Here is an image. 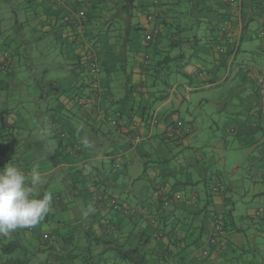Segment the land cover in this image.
I'll use <instances>...</instances> for the list:
<instances>
[{"label": "crops", "instance_id": "obj_1", "mask_svg": "<svg viewBox=\"0 0 264 264\" xmlns=\"http://www.w3.org/2000/svg\"><path fill=\"white\" fill-rule=\"evenodd\" d=\"M8 1L9 0H0V3L6 4ZM131 1V3H128L127 0H28L27 2L30 8L28 18L34 19L30 24L32 29L27 32L37 34L35 39H44L46 35L54 34L55 40H53L56 45H58L54 48L56 49L55 52L59 50V54L57 55L65 60V64L80 67L82 69V76H87V78L91 80L92 77L88 68L91 67L93 61L100 64L102 68H108L110 65L114 66L113 69H115L114 62L116 58L122 61L124 55L127 57L124 58V62L129 61L132 68L133 86L130 88V91L134 94L131 102H134L133 97L136 98V96L143 98V100L140 99L142 104H148L149 102L145 101V99H148V97L151 98V96H153L152 98L157 102L153 104L155 110L152 111V116L150 114L148 115V120L144 112L145 107L139 104V110L135 111L131 107L130 102L125 104V106H121L119 109L117 108L118 110L116 109L117 113L115 115H118V118H116L113 115L114 112H112V106L116 103V100L110 102V109H107L105 105L101 107L99 100L101 99L102 89L104 90V97L109 93L110 87L108 83L111 82V80L108 79L106 81L105 79L104 84H101L100 80L98 84H94L91 80L90 83L93 85H88L89 87L85 86L89 88L85 93H90L91 91L92 97L91 99L87 98V104H85L83 109L78 110L77 114H81V116L85 118L86 124L90 125L93 131L98 134L101 133L99 129L106 127L114 134V139H107L106 144L101 149H96L94 147L88 148L87 146V150L82 151L80 155H66L65 161L62 163L66 174L72 172L73 175L75 174L74 177H80V182L85 185L82 189L81 196L76 199L78 202L80 200L83 205L82 210L78 209L79 212L77 215H81V217L88 216L87 222L89 223L95 221L93 226L98 235H102L103 232L107 233V235L102 236L104 240L108 242L107 246H104L103 249L106 250L105 253L111 262L118 264H227L231 259H233V264H264V236L262 235L264 229L261 233L256 232L248 236L241 234L236 227H234V230L233 228L226 231L224 230L223 223H225V221L229 222V220L228 217L227 219L226 217L224 218L221 212L222 208L225 207L227 193L230 191L228 186L224 187L223 191L217 189L219 192L213 193V197L211 198L206 195L202 199L196 193L188 198H182L183 193L180 191H186L179 188L182 185H191V182H187L188 180L181 182L173 179L174 181L172 182L174 186L177 185V189H175L174 186L172 187V184L168 182L170 178L174 177L170 169L171 160H174V162L177 161L178 168L184 165H181L183 160L172 158L174 154L172 150L173 147H171L170 150L160 147L162 141L161 135L169 128V124L173 121L175 122L178 118L175 116V112H173L175 110L170 111L168 106L174 99V102L177 103H182L183 100H189L190 98L187 93L190 89L196 90L199 87H186V90H184L186 93H178V97L176 98L172 96L174 93L173 90H171L169 96H166V91L160 92L156 89L155 84L151 86L154 93L148 92L146 76H151V71L153 69L154 58L150 56L153 52L152 49L165 45L161 41L162 36L165 34L160 25V15L167 9V4L175 0ZM203 1L201 6H209L212 10L217 9L219 12H225L227 14V28L224 33L229 44L225 47V54L213 53L207 46L202 47L199 53L200 57H197V59H195V57L191 58L190 64L183 69V73L185 76L189 75L188 79L191 83L193 82L191 78L193 75L195 81L201 82L205 88L209 89L221 85L224 82L226 83L229 80V74L231 72L227 67L233 64L237 65L239 74H242V84L238 88L246 93L243 95V98H241L243 99V107L241 106L243 116L238 117L239 114H236L233 109H230L228 110L229 112L226 115V119L235 115L233 119L229 120V122H233L235 125V128L233 130L231 129L233 134L238 136L239 133L251 132L249 136L244 135V138H247L245 140L243 138L242 142H245L252 150L255 147L259 149L260 146H264V134L260 137L254 135V132L260 131L264 133V89H261L256 83V79L260 74H264V58H262V60L256 58L257 55L264 56V37L258 35V31L264 27V5L260 0H239L237 6H231L228 0ZM172 8H176V6H172ZM125 12L128 13L127 17H129L126 20V32L127 34L133 32L131 38L120 41L119 37L110 34V29H107V33L105 34L99 32L98 37H87L90 30H94L91 19L103 18L109 26L110 22L108 21L111 18L119 17L117 14ZM7 13L0 12V36L4 33H9V26H11L12 23L16 28L20 27L22 32L19 33L23 34L24 27H22V23L19 21L18 16L14 13L10 17L5 16ZM148 17L151 18L149 19ZM251 21L258 22V28L253 33L250 32ZM156 29L160 32L158 33V37H155V35H157L155 32ZM149 33L153 36L152 39L155 44H149V41H145V35ZM10 36L11 37L6 40L0 39V42L3 41L7 43L14 37L13 35ZM110 36L113 38L115 37L116 40L112 39V41H110ZM165 39H167V37ZM119 41L122 43H119ZM31 46L32 44L21 35L20 38L16 39L13 49L9 50L5 48L0 50V63H6L7 68L18 66L21 50L24 49L29 51L27 55L25 54L24 58H27V56H30V58L32 57L33 48H30ZM54 54L56 55V53ZM54 54L48 52L44 56L52 57ZM146 56L148 60H145ZM203 56L205 58H203ZM207 57L214 58L216 64L225 68L228 74L226 72L225 75H217L215 71L206 70L200 63L201 59L207 62ZM176 64H178V62ZM30 66L33 68V65ZM123 67L124 66H120V69H123ZM28 73V75H30V70H28ZM73 73L76 74L75 72ZM53 81L51 88L53 95L51 97L57 99L59 106L66 107L67 105V113H70L73 105L72 103H68V95L66 93L69 87L66 86V81L63 80V78H58V80ZM80 81H82L81 87H84V79L82 78ZM5 83L6 81L0 79V168H3L7 163H13L21 167L25 172H30L27 162L37 158L40 154V149L38 147L46 146V149H43L45 154L49 157L54 155V149L50 146L52 140L48 135V130L46 133H42L44 134V139H42V141H36L31 135L33 129L28 125L25 126V131L21 133V136H18V134L14 136V134L17 133L16 126L20 124L17 120L25 119L21 116V113L29 115V107L25 108L22 106L23 101L21 102L20 100L17 102V99L14 97L10 100L7 95H3V89L5 86L8 88L7 85H9V87L14 85V88L24 90L27 89V84L25 82V85H20L16 79H12L8 84ZM76 89L82 91V88ZM112 93L109 94L113 95ZM231 96L234 97L232 94ZM41 97H43V95H41ZM130 97L131 96H129V98ZM121 99L123 98L119 100ZM156 104H159V107H157L158 105ZM46 113L48 118H46V116L43 118V128L52 131L54 127H51V124L57 122L55 119L57 116H54L49 108ZM55 113L57 115L60 112L55 111ZM46 119L48 120V124ZM61 121L64 127L67 126L72 131L74 137L72 142L74 144H80L79 138L83 137L80 130H75V127L69 120ZM113 121L115 122L114 124L112 123ZM21 126L22 124H20V127ZM96 127L99 129L95 130ZM45 134L47 135L45 136ZM100 135L103 134L101 133ZM135 136H139V139H135ZM52 137L54 141L57 142L56 137ZM240 137L242 138L243 136ZM177 140H181L182 144L186 146L189 144L186 135L180 136ZM5 141H8L7 146L3 147ZM145 143L148 145L144 146ZM107 144L108 148L105 147ZM148 148L151 153H153L156 148L155 151H157L158 154L155 158L156 164L150 166L151 169L144 167V171H149L148 173H151L146 174L147 180L145 182L151 184V188H153L152 196L147 202V206L144 210H138L136 208L142 201L136 198V192L133 190L134 192H132V195L133 198L136 199L135 202L129 199H123V203L119 204L120 208L113 209L110 203H106L107 201L104 199L105 193L102 191L99 192L100 189L98 185L100 182L98 181L97 184L95 182L96 179L91 178L92 176H99L97 174L99 170L94 162L105 160L108 161L111 166L113 164L116 166L123 165L124 169H127V172H129V169L132 170V176L129 177V180L134 183L143 178L144 172L142 168H138L136 162L139 158L147 155ZM175 150L178 149L176 148ZM14 156L17 160H13ZM260 156L264 158V153L262 152ZM47 161L54 162L55 160L54 158H47ZM128 162L130 165H135V168L128 167ZM62 165H60V167ZM80 166L92 169L95 168L97 175L85 173L83 170L81 171ZM56 167L55 165L52 170L56 169ZM40 171L43 177L48 176L49 181H51L52 174L55 173L56 170L49 172ZM262 175H264V169ZM74 177H72L73 180H75ZM64 178L62 180H64ZM85 181L87 184L84 183ZM260 184L256 183V186L259 185V187L256 188L254 195L261 194V200H264V183L263 185ZM38 187L44 188V185L42 184ZM36 190L38 189L36 188ZM43 191L47 192V188L45 187ZM38 193L40 192L38 191ZM83 194H85V196H83ZM186 198L188 199L187 202L184 201ZM199 200L205 202V207L208 205L212 208L210 210L206 208L209 212V215L207 214L206 217L202 216L200 213ZM165 201H167V205H164ZM179 212H181L180 214L182 217L185 215L184 213H187L188 216H193L195 219L193 222L196 223L197 226L193 227L189 224L185 225L182 223L187 216L185 218L179 216V218H176V222L172 223L170 218L176 216ZM59 213L60 211L58 214ZM254 213L252 215H254ZM260 214L264 216V211ZM208 216L209 219L206 223L205 218ZM106 219L108 222H105L107 221ZM127 219L129 223L136 225L135 228L137 227L138 229V231H136V236L133 235L134 230L127 228L123 223ZM231 221L235 224L233 216L231 217ZM216 223L222 225L225 235H223L218 242L216 241L217 244L212 246L214 248L209 249L210 253L208 259L202 256L204 259L202 263L195 262L194 259L200 254V251L203 249L207 250L209 246L208 240L214 233V225ZM259 225H261V223ZM261 227L264 228V225ZM54 232L57 233V230L55 229ZM156 233H161V236ZM46 236L47 235L44 233L42 238L46 239ZM234 244L239 248L236 250V256H234L232 248ZM117 245L120 247L122 246V253H124V256L131 255V259H129L128 256H126V260L120 258V255H117Z\"/></svg>", "mask_w": 264, "mask_h": 264}, {"label": "rangeland", "instance_id": "obj_2", "mask_svg": "<svg viewBox=\"0 0 264 264\" xmlns=\"http://www.w3.org/2000/svg\"><path fill=\"white\" fill-rule=\"evenodd\" d=\"M27 2L28 0H9L8 2H6V4L0 3V12H8L5 15L8 17L12 16L13 13L16 14L25 31H23V34L19 33L22 32L21 28H16L14 25H12V23L11 26H9V33L2 34L0 36V39L6 40L7 38L11 37L10 35H13L14 37L7 43L1 41L0 50H3L5 48H8L9 50L13 49L15 47L16 39L20 38L21 35H23V37L32 44L30 48H33L31 58L30 56L24 58L25 54L27 55L29 51L23 49L20 51L18 66L14 68L9 67L8 70L0 71V79L6 81L7 84L11 82L12 79H16V81H18L20 85L26 82L27 89L21 90L18 88H14V85L10 87L9 85H7L8 88L5 86V88L3 89V95H7L10 100H12V98L14 97L17 99V102L21 100V102L23 101L22 106H24L25 108L29 107V115L21 113V116L25 119L17 120V122L22 124V126L20 127V124L17 125L19 128L16 126L17 133H15L14 136H17V134L18 136H21V133L25 131V126L28 125L33 129L31 134L32 137H34L36 141H42V139H44V134L42 133H46L49 130L48 135L52 140V142H50V146L54 149V155H51L49 157L47 156V154H45L43 149H46V146L38 147L40 149V154L37 156V158L27 162V164L29 165L28 169L31 170L30 167L37 166L44 172L56 170L55 173L52 174L51 181H49L48 176L43 177V185L44 188H47V192L52 193L53 198L58 192L61 193L62 198L66 203V209H64V211L61 210L58 214L57 206L53 205L50 213L53 214V217H55L56 219H64L66 221H69L74 216L77 217V213L79 212V210H82V202H80V200L79 202L74 201L73 194L75 193L78 197L81 196L82 189L85 185L80 182L81 178L74 177L75 174L73 175L72 172H69V174H66L64 172L65 169H63L64 165H62V163L65 161L66 155L75 156L74 154H72V151L71 153L67 151L71 150L72 148L68 146L66 149V145L72 143L74 147L81 146L82 151L87 150V146L88 148L94 147L96 149H101L106 144L107 139H114V134L110 132L106 127L101 129L96 127L95 129H99L103 135H100L101 133L98 134L94 132L92 127L86 124L85 118H83L81 114H77V111L83 109L85 104H87V98L91 99L92 97L91 91L90 93H85L89 90L88 85H93L90 83L92 78L90 80L89 78H87V76H82V69L80 67L65 64V60H63L61 56L57 55L59 54V50L55 52L56 49H54L58 46L54 41V34L46 35L44 39H35V36H37V34L27 32L32 29V26H30V24L34 20L33 18H28L30 8L28 7ZM209 12L210 11L207 8V16L209 15ZM127 14L128 13L126 12L119 13L117 14L119 17H113L110 20L107 19L109 20L108 22H110L109 26L103 18L91 19V22L94 25V30H90V33L87 37H98L99 32L105 34L107 33V29H110V34L119 37L120 41L126 38H131L133 36V32L131 34H127L126 32L125 25L128 18ZM257 28L258 22L251 21L250 32L253 33ZM165 38V35L162 36L161 41L163 44L167 45L169 41H167V39ZM109 39L110 41H112V39H115V37L113 38L112 36H110ZM120 41L119 43H122ZM48 52H50L51 54L56 53V55L54 54L52 57H45L44 55ZM178 52V50L173 49L169 53L171 56L175 55ZM183 52L185 53L186 59L178 61V64L171 62L165 66H162L161 63L155 65L154 58L151 76H146L147 88L149 93H154L151 88L153 84H155L156 89L160 92L165 90L166 96H169L171 90H173L174 93L172 96H174L175 98L178 97V93H186L184 91L186 90V87H199L196 90L190 89V91L187 93L190 98L189 100H183L182 103H177L174 102L175 99L173 98L174 100L171 101L170 105L168 104V109L170 111L175 110L173 112H175V116L178 117H176V120H180L188 124V126L190 127V132L188 133V135H186L189 140V144L187 146L185 144H182L181 140L178 141V137L166 141H161L160 143L161 148H168V150H170L171 147H173L172 150L174 154L172 158H179L180 160H183V162H181V165L184 164L183 167L178 168L177 161L174 162V160H171L170 163L172 166L170 165V169L172 170V174L174 177L170 178L168 182L172 184V187L174 186L172 182L174 180H178L181 182L188 180L187 182H191V185L186 184L182 185L179 188L186 191H180L181 193H183L182 198H188L195 193L198 194L202 199L206 195L211 198L213 197V193H216L218 190L223 191V188L228 186L230 189V191H228L227 193L228 200L226 202V206L222 208L221 214L224 218L226 217L227 219L229 213L228 211H230L236 226H243V223L245 225L248 221L249 223L251 222L248 217H250L254 213V211L258 210L260 211V213H263L264 211V200H261L262 195H254L256 188L259 187V185L256 186V183H261L260 185H263L264 183V175H262V171L264 169V158L263 156H260L262 152L264 153V146H260L259 149L255 147L252 150L247 144H245V142H242V139L245 137L244 135L249 136L251 132L248 131L239 133L238 136H236L231 131V129L233 130L235 128V125L233 124V122H229V120L233 119L235 115H232L228 119H226V115L229 112L228 110L230 109H233L236 114H239L238 117L243 116V113L241 111V106L243 107V99L241 98H243V95L246 93L242 92V90L238 88L242 84V74H239L237 65L233 64L232 66H228L227 69L231 71L229 74V80L226 83L224 82L221 85H217L207 89L201 82L195 81L193 75L191 76L193 80V82L191 83V81L188 79L189 75L185 76V74L183 73V69H185L191 62V51L189 47L183 46ZM199 52H201V50H198V53ZM123 57L127 58L124 55ZM124 58L122 61L116 58L114 62L115 69H113L114 66L110 65L108 66L109 69L107 67L102 68L100 64L97 63V84L99 80L101 84H104L105 79L106 81L109 79L111 80V82L108 83L111 92H108H113V95L107 93L104 97V90H101L102 95L100 97L101 99H99L101 107L105 105L107 109H110V102L112 100H116V103L112 106V112H114V117L118 118V115H115L117 113L116 111L121 106H125V104H128L130 102L131 107L135 111L139 110L138 106L139 104H141L143 105V107H145L144 112L146 118L149 114L152 116V111L155 110V106L153 104L157 103L156 101H154V98H152L153 96H151V98L148 97V99H145V101L149 102L148 104H142L140 102V99L143 100V98H139V96H136V98L133 97L134 102H131L132 96L134 94L132 91H130V88L133 86L132 68L129 61L124 62ZM203 58L205 57L203 56ZM262 58H264V56L262 57L257 55L256 59L262 60ZM200 64L206 70L208 69L215 71V74L217 75H225V73L227 72L225 68H223L222 66L220 67L216 64L214 58L207 57V62L204 59H201ZM30 65H33V68H31ZM120 66H124L123 69H120ZM27 69L30 70V75H28L29 73ZM90 69L91 67L88 68L89 72ZM73 72H75L76 74H74ZM56 77H58L59 79L63 78V80L66 81V86L69 87L67 89L68 92L66 93L68 95L67 99L68 103H72L73 105L70 113H67V105L66 107L59 106V104L57 103V99L51 97L53 95V93L51 92L52 82H54L53 80H58V78ZM82 78L84 79L85 83L84 87H81L82 81L80 80ZM165 83H167V86L165 85ZM76 88H82V91ZM231 94L234 95V97H232ZM41 95H43V97H41ZM129 96L131 97L129 98ZM120 98L123 99L119 100ZM156 105H158L157 107H159V104ZM48 108L50 109L51 113L54 114V116H57L56 118H54L56 119L57 123L63 127V130L66 133V136L64 138L56 137L57 142H55L54 138L52 137L53 132L50 129L43 128V118L45 116L46 118H48V115L46 113ZM55 111L60 113L56 115ZM58 118H60L61 120H69V122L72 123L75 127V130H80V133H82L83 136L82 138H79L80 144H74L72 142V139H74L72 131L67 126L64 127L62 121ZM46 121L48 124L47 119ZM262 134L264 133L260 131L254 132V135H258L260 137H262ZM46 135L47 134H45V136ZM240 136L243 137L241 138ZM246 138H244V140ZM147 145L148 144L145 143L144 146ZM105 147L108 148V144ZM176 148L178 150H175ZM155 149L154 152L151 153L148 148L147 155L145 157L139 158L136 162L138 168H142L144 173L143 178H141V180L139 179V181H135L134 183L129 180V177L132 176V170L129 169V172H127V169H124L123 165L116 166L115 164H113L111 166V164L105 160L94 162L95 166L99 170V172H97L99 176L95 177L96 182H100V184L98 185L100 189L99 192L102 191L105 193L104 199H106L107 204L110 203L111 198H113L118 205L120 203H123V199H129L130 201L132 200L133 202H135L136 199L133 198L132 195V192H134L133 190H135L137 196L136 198L142 201V203H139L136 208L138 210H144V208L147 206V202L152 196L153 190V188H151L152 185L145 182L147 180L146 174L149 171H144V167L151 169L150 166L156 164L155 158L158 152L155 151ZM15 156L13 160H17ZM47 158H54L55 161L48 162ZM55 165L57 166L56 169L52 170ZM60 165L62 166L60 167ZM127 166L135 168V165H130L129 162L127 163ZM80 170H83V172L85 173L96 174L95 168L92 169L89 167L80 166ZM72 177H74L75 180L78 181L73 180ZM63 178L64 180H62ZM84 183L87 184L86 181ZM174 187L175 189H177V185H175ZM83 196H85V194H83ZM187 198L184 199V201L187 202ZM199 204L201 215L206 217L209 213L207 210L212 209L211 206L209 207L208 205H206L205 207V202L202 200H199ZM180 213L181 212H179V214ZM179 214L177 213L176 216H172L170 218V221L172 223L176 222V218H179V216L182 217V215ZM184 214L185 215L182 218H185L186 216L187 217L182 223H184L185 225L189 224L193 227L197 226L196 223L193 222V220H195L193 216H188L187 213ZM242 215L247 216L241 217ZM252 218L256 219L258 217L253 216ZM208 219L209 216L205 218L206 223ZM123 223L127 226V228L133 229V235L136 236V231H138L137 227L135 228L136 225H132L131 223H129L128 219ZM73 225L74 224L67 225L65 230L68 231L70 227H73ZM70 231H74V229L71 228ZM232 248L234 256H236V250H238L239 248H237L235 244ZM194 261L196 262V257ZM233 263L234 262L232 259L227 262V264Z\"/></svg>", "mask_w": 264, "mask_h": 264}, {"label": "trees", "instance_id": "obj_3", "mask_svg": "<svg viewBox=\"0 0 264 264\" xmlns=\"http://www.w3.org/2000/svg\"><path fill=\"white\" fill-rule=\"evenodd\" d=\"M127 2L131 3L132 1L127 0ZM203 2V0H175L167 4V9L160 15V25L169 42L167 45H162L163 47L160 46V48L155 47L152 49L153 52L150 56L155 58V65L161 63L162 66H165L171 62L177 63L180 60H185L186 56L183 52V46L190 48V58L195 57V59L200 56L198 50L206 46L213 53L225 54V47L228 46L229 41L225 33L221 32V27L228 21L227 14L225 12H219L217 9L212 10L209 6H201ZM172 6H176V8H172ZM207 8L210 11L208 16ZM158 33L160 32L156 29L157 35H155V37L159 36ZM152 37L150 40H147L145 35V41H149V44H155ZM173 49L179 52L170 56L169 52ZM165 85L167 86V83H165ZM174 124L175 122L173 121L169 126H175ZM52 126L54 127L52 128L54 132L53 136L62 138L66 136L63 127L58 125L57 122L51 124V127ZM183 135H188V133ZM180 136L177 137L179 138ZM172 138L174 137H166L165 133L161 135L162 141ZM7 142L8 141H5V143H3V147L7 146ZM68 146L72 148L71 150H67L70 153L71 151L74 155H80L82 153L81 146L74 147L72 143H69L65 148L67 149ZM91 178L93 179L95 177L92 176ZM96 183L98 184V182ZM37 189L38 190H34L37 195H41L45 192L42 187H37ZM38 191L40 193H38ZM77 198L78 196L74 193V201H76ZM227 200L228 199L225 200V206ZM53 205L57 206V212L66 209V203L61 193L58 192L55 195L53 198ZM228 212L229 222L225 221V223H223L225 231L230 228L234 230V227H236L241 234L248 236L256 232L261 233L264 229L261 227L264 225V216L260 214V211L256 210L254 215L248 217L251 223L248 221L247 224L240 227L232 223V214L230 211ZM246 216L247 215H242L241 217ZM253 216L258 218L253 219ZM87 217H81V215H79L66 221L64 219H56L53 217V214L49 212L43 220L34 227L18 229L8 235L0 234V264H118L111 262L105 253L106 250L103 249L104 246H107L108 242H106L102 236L107 235V233L103 232L102 235H98L93 226L95 221L89 223L87 222ZM260 223L261 225H259ZM70 224L74 225L66 231L65 228ZM71 228H73L74 231H70ZM55 229L57 233L54 232ZM44 233L47 235L46 239L42 238ZM156 234L161 236V233ZM223 235H225L224 231ZM262 235L264 236V230ZM219 240L220 238L217 242ZM215 244L217 243L215 242L213 245L207 247V254L204 257H209V249L214 248L212 246ZM116 248L117 255H120V258L126 260V256H128V258L131 259V255L124 256V253H122V246L120 247L117 245ZM196 261L202 263L204 259L200 255H197Z\"/></svg>", "mask_w": 264, "mask_h": 264}, {"label": "clouds", "instance_id": "obj_4", "mask_svg": "<svg viewBox=\"0 0 264 264\" xmlns=\"http://www.w3.org/2000/svg\"><path fill=\"white\" fill-rule=\"evenodd\" d=\"M43 183L37 166L30 172L13 163L0 168V234L34 227L52 210V193L37 195L34 191Z\"/></svg>", "mask_w": 264, "mask_h": 264}, {"label": "built area", "instance_id": "obj_5", "mask_svg": "<svg viewBox=\"0 0 264 264\" xmlns=\"http://www.w3.org/2000/svg\"><path fill=\"white\" fill-rule=\"evenodd\" d=\"M228 1L232 6H235L238 4V0H228ZM260 1L264 5V0H260ZM148 18L150 19L151 17H148ZM226 28H227V23L225 22L224 25L221 27V32H225ZM155 32H156V30H155ZM258 35L260 37H264V27L258 31ZM151 37H152V35L150 33L146 34L147 40H150ZM145 60H148L147 56L145 57ZM6 69H7V64L6 63H0V71H5ZM90 73H91L92 80L94 81V84H96V82H97L96 80L98 77V67H97V63L94 61L91 63ZM256 83L261 87V89H264V74H260L257 77ZM112 123L114 124L115 122L113 121ZM174 125L175 126H169V128L166 130V132H165L166 137H170V138L174 137L175 138L177 136H180V135L182 136L183 134H187L190 132V127L188 126V124H186L180 120H176ZM62 135H64V134H62ZM135 139H139V136H135ZM167 204H168L167 201H165L164 205H167ZM110 205L113 209L120 208V206L113 199L110 200ZM105 222H108V221H105ZM222 236H223L222 225L220 223H216L214 225V233L211 235V237L208 241L209 245H213L219 238L221 239ZM206 251L207 250L200 251L201 255L200 254L199 255L201 257L205 256L207 254Z\"/></svg>", "mask_w": 264, "mask_h": 264}]
</instances>
